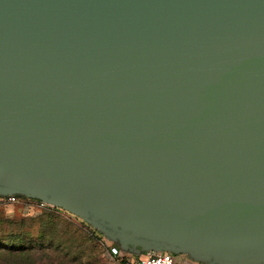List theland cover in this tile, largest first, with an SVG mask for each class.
<instances>
[{
  "label": "water",
  "instance_id": "1",
  "mask_svg": "<svg viewBox=\"0 0 264 264\" xmlns=\"http://www.w3.org/2000/svg\"><path fill=\"white\" fill-rule=\"evenodd\" d=\"M128 256L264 264V0H0V197Z\"/></svg>",
  "mask_w": 264,
  "mask_h": 264
},
{
  "label": "rangeland",
  "instance_id": "2",
  "mask_svg": "<svg viewBox=\"0 0 264 264\" xmlns=\"http://www.w3.org/2000/svg\"><path fill=\"white\" fill-rule=\"evenodd\" d=\"M48 216L49 221H43L41 226V217ZM48 222L54 225V228L47 226ZM24 225V226H23ZM27 225H32L31 229H27ZM23 226V227H21ZM20 228V229H19ZM52 229L51 231H49ZM68 229L70 233L83 236L82 246L86 248V254L90 260L88 264H108L103 246V239L95 234L92 228L85 226L77 217L59 210L53 206H42L41 202L36 200L18 198L15 201H9L6 197L0 198V243L3 244L2 238H6L11 231L20 230V232L31 231V237L35 240L46 232L57 245L52 250L56 252H37L36 249L32 251L20 252L18 254H0V264H78L75 259V248H71V255L60 250L59 243L65 240L63 232ZM17 232L16 234H19ZM91 238V241L90 239ZM89 239V240H88ZM29 240V239H27ZM45 241V239L43 240ZM69 248H66V251ZM144 255V254H143ZM143 255L139 257H143ZM183 260H188L182 256Z\"/></svg>",
  "mask_w": 264,
  "mask_h": 264
},
{
  "label": "trees",
  "instance_id": "3",
  "mask_svg": "<svg viewBox=\"0 0 264 264\" xmlns=\"http://www.w3.org/2000/svg\"><path fill=\"white\" fill-rule=\"evenodd\" d=\"M17 197L18 198H26V197L20 196V195H18ZM26 199H29V198H26ZM31 200H33V199H31ZM38 202H40V201H38ZM59 210L64 211L62 209H59ZM49 219L50 218H48V216H42L41 222H40L41 226L43 225V221H45V220L49 221ZM80 221L85 226H87L88 228H91L89 225H87L81 219H80ZM23 226H21V227H23ZM47 226L50 228L51 227L54 228V225L51 224V222H48ZM26 227L29 230L33 226L27 225ZM51 230L52 229H50L49 231H51ZM17 232H20V230L11 231V233H9V235L6 238H2L4 243L3 244L0 243V254H6L7 253L10 255H13V254L15 255V254H18L20 252H23V253L26 251L30 252L33 249H36V253L37 252L45 253V252H51V251L56 252L57 251V250H52L53 247H55V245H57V243H55L50 236H47L46 232L43 234V231H41L40 236H38L36 240L30 236L31 231H25V232L23 231V232H20L19 234H16ZM94 232L96 235L101 237V235L98 232H96V231H94ZM62 234L66 238H65V240H61V242L58 244L60 250L65 251L67 253L66 255L68 256V255L73 254L71 248L74 247L75 253H76L75 259L78 261V264H88V261L90 260V258L86 254V248H84L82 246V242L84 240L83 236H79V235L75 236V234L70 233L68 231V229H66ZM27 239H29V240H27ZM44 239H45V241H43ZM89 239L91 241V238H89ZM114 245L118 246V244H114ZM67 247L69 248V250L66 251Z\"/></svg>",
  "mask_w": 264,
  "mask_h": 264
},
{
  "label": "built area",
  "instance_id": "4",
  "mask_svg": "<svg viewBox=\"0 0 264 264\" xmlns=\"http://www.w3.org/2000/svg\"><path fill=\"white\" fill-rule=\"evenodd\" d=\"M17 196H7L9 201H15ZM42 206L47 204L41 202ZM48 206V205H47ZM103 239V238H102ZM106 258L108 264H182V256L174 255L169 252H146L143 257H133L123 254L120 248L114 244H110L103 239Z\"/></svg>",
  "mask_w": 264,
  "mask_h": 264
},
{
  "label": "crops",
  "instance_id": "5",
  "mask_svg": "<svg viewBox=\"0 0 264 264\" xmlns=\"http://www.w3.org/2000/svg\"><path fill=\"white\" fill-rule=\"evenodd\" d=\"M181 263H182V264H195V263H192V262L189 261V260H182Z\"/></svg>",
  "mask_w": 264,
  "mask_h": 264
}]
</instances>
